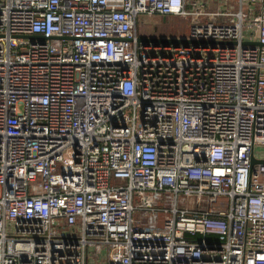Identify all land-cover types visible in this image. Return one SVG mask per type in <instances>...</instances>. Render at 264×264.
Here are the masks:
<instances>
[{
	"label": "built area",
	"instance_id": "1",
	"mask_svg": "<svg viewBox=\"0 0 264 264\" xmlns=\"http://www.w3.org/2000/svg\"><path fill=\"white\" fill-rule=\"evenodd\" d=\"M224 1L0 0V264H264V0Z\"/></svg>",
	"mask_w": 264,
	"mask_h": 264
},
{
	"label": "rangeland",
	"instance_id": "2",
	"mask_svg": "<svg viewBox=\"0 0 264 264\" xmlns=\"http://www.w3.org/2000/svg\"><path fill=\"white\" fill-rule=\"evenodd\" d=\"M213 3H216L220 9L225 5L224 0H214ZM234 4H236V0H228L226 5L232 9ZM193 21L194 17L186 16L169 15L164 17L159 15H141L139 18V33L143 38H184L187 37L189 28ZM159 197L160 196H157V198ZM195 202L196 198H189L185 203L189 206H193ZM166 203L169 202L167 201ZM135 219L141 223H146V227H149L155 217L150 214H142L139 212L135 214ZM160 221L161 219H159L158 222Z\"/></svg>",
	"mask_w": 264,
	"mask_h": 264
},
{
	"label": "water",
	"instance_id": "3",
	"mask_svg": "<svg viewBox=\"0 0 264 264\" xmlns=\"http://www.w3.org/2000/svg\"><path fill=\"white\" fill-rule=\"evenodd\" d=\"M33 37H42L44 38V36H40V35H34ZM147 41H154L156 43H163V44H166V45H169V44H174V45H180V44H183V45H190V44H194V45H198L199 43H201L200 41H194V40H190V39H187V38H181V37H165V38H148ZM207 43V42H205ZM213 45H216L218 42L216 41H212L211 42ZM225 43V42H223ZM231 44H234L236 42H230ZM257 160L253 158V163H255Z\"/></svg>",
	"mask_w": 264,
	"mask_h": 264
},
{
	"label": "crops",
	"instance_id": "4",
	"mask_svg": "<svg viewBox=\"0 0 264 264\" xmlns=\"http://www.w3.org/2000/svg\"><path fill=\"white\" fill-rule=\"evenodd\" d=\"M214 6H215V7H214ZM217 9H220V8L218 7L217 4L214 5V3H210V4L207 6V11H208V12L215 11V10H217Z\"/></svg>",
	"mask_w": 264,
	"mask_h": 264
}]
</instances>
